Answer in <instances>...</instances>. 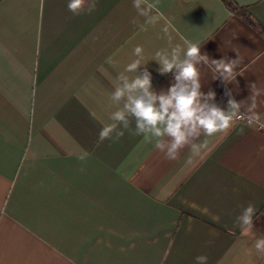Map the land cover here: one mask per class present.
<instances>
[{
    "label": "crops",
    "instance_id": "1",
    "mask_svg": "<svg viewBox=\"0 0 264 264\" xmlns=\"http://www.w3.org/2000/svg\"><path fill=\"white\" fill-rule=\"evenodd\" d=\"M229 1L235 12L223 0H144L143 16L133 0H86L79 15L68 0H0V264H264L253 246L264 237V0ZM189 43L240 58L233 83L198 68L201 90L225 110L230 90L247 120L175 159L131 118L100 140L122 106L110 98L118 74L139 59L166 91L173 74L156 53L182 57ZM249 203L243 232L235 218Z\"/></svg>",
    "mask_w": 264,
    "mask_h": 264
},
{
    "label": "clouds",
    "instance_id": "2",
    "mask_svg": "<svg viewBox=\"0 0 264 264\" xmlns=\"http://www.w3.org/2000/svg\"><path fill=\"white\" fill-rule=\"evenodd\" d=\"M85 4L86 0H68L67 8L73 15H79L85 10ZM133 7L139 15L147 16L151 5H146L144 0H133ZM86 10L89 13L94 11L95 3L88 4ZM134 53L141 56L142 47L137 46ZM154 60L160 65V74H173L169 88L154 91L152 75L147 68L138 73L143 66L140 60L128 64L118 74L119 85L110 97L114 104L122 106L110 115L114 123L101 129L100 140L110 138L114 132L117 138L122 136L123 131H117V128L127 129L131 118L135 120L136 135H142L146 142H154V146L168 159H175L185 147L195 151V141L201 135L211 136L230 127L240 103L232 98L229 90L226 92L229 99L225 110L215 102L214 91L203 92L198 65L213 66V78L228 84L239 76L235 71L240 63L239 57L211 59L206 53H201V47L189 43L182 57L176 49L171 53L162 50L156 53ZM256 212L255 205L249 203L235 218V225L243 232L249 231L253 228ZM253 246L257 253L264 255V237L257 239ZM207 260V256L200 255L195 257V264H207Z\"/></svg>",
    "mask_w": 264,
    "mask_h": 264
},
{
    "label": "trees",
    "instance_id": "3",
    "mask_svg": "<svg viewBox=\"0 0 264 264\" xmlns=\"http://www.w3.org/2000/svg\"><path fill=\"white\" fill-rule=\"evenodd\" d=\"M223 2L225 3L226 7L231 10V11H236L237 10V7L229 0H223ZM242 17H244V19L246 20V22H248L249 24H252L253 25V22L252 20L248 17L247 14H244V13H241L240 14Z\"/></svg>",
    "mask_w": 264,
    "mask_h": 264
},
{
    "label": "built area",
    "instance_id": "4",
    "mask_svg": "<svg viewBox=\"0 0 264 264\" xmlns=\"http://www.w3.org/2000/svg\"><path fill=\"white\" fill-rule=\"evenodd\" d=\"M234 119H236V120H247L243 115H241V114H236L235 116H234Z\"/></svg>",
    "mask_w": 264,
    "mask_h": 264
}]
</instances>
